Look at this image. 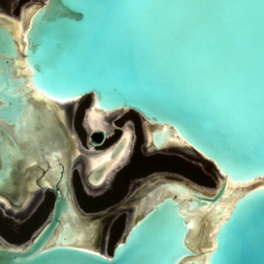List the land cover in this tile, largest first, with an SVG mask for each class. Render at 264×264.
<instances>
[{
  "label": "water",
  "instance_id": "water-1",
  "mask_svg": "<svg viewBox=\"0 0 264 264\" xmlns=\"http://www.w3.org/2000/svg\"><path fill=\"white\" fill-rule=\"evenodd\" d=\"M21 1L0 200L55 203L0 264H264V0Z\"/></svg>",
  "mask_w": 264,
  "mask_h": 264
},
{
  "label": "flooded vegetation",
  "instance_id": "flooded-vegetation-1",
  "mask_svg": "<svg viewBox=\"0 0 264 264\" xmlns=\"http://www.w3.org/2000/svg\"><path fill=\"white\" fill-rule=\"evenodd\" d=\"M26 9L29 8L24 7V3L18 4L12 0H0V27L9 29L10 34L15 39L19 55L22 54L20 40L17 39L16 32L11 28L15 22L10 17L19 19ZM24 21L25 19L22 23ZM54 203L55 199L49 176L22 182L7 205L0 200V219H3V222L1 220L2 224H0V228H3V231H0V245L4 247L22 246L21 243L26 240L27 236L41 224L43 216L49 215L50 218ZM10 229L16 230L12 236L6 232Z\"/></svg>",
  "mask_w": 264,
  "mask_h": 264
},
{
  "label": "bare ground",
  "instance_id": "bare-ground-1",
  "mask_svg": "<svg viewBox=\"0 0 264 264\" xmlns=\"http://www.w3.org/2000/svg\"><path fill=\"white\" fill-rule=\"evenodd\" d=\"M33 12L30 10V9H26L23 11L22 13V17L19 18V19H16V18H12L10 17L11 19L14 20V24L11 26V28H13V30L16 32V36L18 37L17 39L21 40L23 39L22 35H23V31H24V25L28 22L29 20V17L30 15L32 14ZM9 18V19H10ZM25 19L24 23H22V21ZM8 22V21H7ZM11 22V21H10ZM10 24V23H9ZM30 186V185H29ZM25 188V187H24Z\"/></svg>",
  "mask_w": 264,
  "mask_h": 264
},
{
  "label": "rangeland",
  "instance_id": "rangeland-1",
  "mask_svg": "<svg viewBox=\"0 0 264 264\" xmlns=\"http://www.w3.org/2000/svg\"><path fill=\"white\" fill-rule=\"evenodd\" d=\"M14 1H15L16 3H18V4H22V3H23L21 0H12V2H14ZM24 7H27V6L24 4ZM14 14L17 15L18 13H14ZM11 15L13 16V14H11ZM1 220H2V222H3V219H0V224H2V223H1ZM48 220H49V215H45V216H43V219H42V221H41V224L38 226V228H37L36 230H33V231L27 236L26 240H25L24 242L21 243V245L30 242V241L32 240V238H33V237H34V236H35V235L41 230V228L44 226V224H45ZM6 232H7L8 235L12 236V235L15 234L16 230H14V229H10V230H6Z\"/></svg>",
  "mask_w": 264,
  "mask_h": 264
},
{
  "label": "snow or ice",
  "instance_id": "snow-or-ice-1",
  "mask_svg": "<svg viewBox=\"0 0 264 264\" xmlns=\"http://www.w3.org/2000/svg\"><path fill=\"white\" fill-rule=\"evenodd\" d=\"M41 96H43V94H41ZM44 99H52L51 96H43ZM24 119L27 121V120H31L32 117L31 115H28V116H24Z\"/></svg>",
  "mask_w": 264,
  "mask_h": 264
},
{
  "label": "trees",
  "instance_id": "trees-1",
  "mask_svg": "<svg viewBox=\"0 0 264 264\" xmlns=\"http://www.w3.org/2000/svg\"><path fill=\"white\" fill-rule=\"evenodd\" d=\"M0 231H3V228H0Z\"/></svg>",
  "mask_w": 264,
  "mask_h": 264
}]
</instances>
